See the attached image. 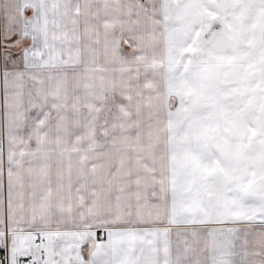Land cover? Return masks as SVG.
Masks as SVG:
<instances>
[{"label": "snow or ice", "instance_id": "snow-or-ice-1", "mask_svg": "<svg viewBox=\"0 0 264 264\" xmlns=\"http://www.w3.org/2000/svg\"><path fill=\"white\" fill-rule=\"evenodd\" d=\"M0 264H264V0H0Z\"/></svg>", "mask_w": 264, "mask_h": 264}]
</instances>
